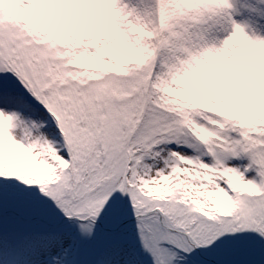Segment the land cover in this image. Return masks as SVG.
I'll return each mask as SVG.
<instances>
[{"label":"snow or ice","instance_id":"6c2138e0","mask_svg":"<svg viewBox=\"0 0 264 264\" xmlns=\"http://www.w3.org/2000/svg\"><path fill=\"white\" fill-rule=\"evenodd\" d=\"M0 264H264V0H0Z\"/></svg>","mask_w":264,"mask_h":264}]
</instances>
